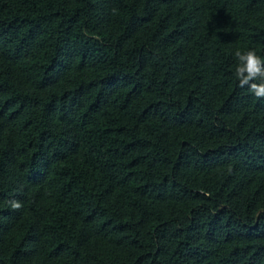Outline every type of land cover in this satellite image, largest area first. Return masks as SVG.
Returning <instances> with one entry per match:
<instances>
[{"label":"trees","instance_id":"trees-1","mask_svg":"<svg viewBox=\"0 0 264 264\" xmlns=\"http://www.w3.org/2000/svg\"><path fill=\"white\" fill-rule=\"evenodd\" d=\"M249 48L264 0H0V264H264Z\"/></svg>","mask_w":264,"mask_h":264},{"label":"clouds","instance_id":"clouds-1","mask_svg":"<svg viewBox=\"0 0 264 264\" xmlns=\"http://www.w3.org/2000/svg\"><path fill=\"white\" fill-rule=\"evenodd\" d=\"M234 75L238 86L248 90L256 98H264V55H260L253 48L236 50L234 52ZM18 202H11L12 208H20Z\"/></svg>","mask_w":264,"mask_h":264}]
</instances>
